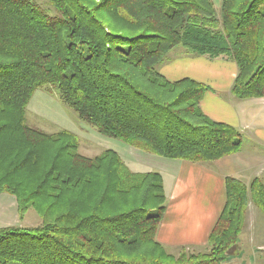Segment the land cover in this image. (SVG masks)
<instances>
[{
  "label": "trees",
  "instance_id": "obj_1",
  "mask_svg": "<svg viewBox=\"0 0 264 264\" xmlns=\"http://www.w3.org/2000/svg\"><path fill=\"white\" fill-rule=\"evenodd\" d=\"M0 0V194L38 226L0 227V264H225L264 183L225 178V201L203 251L175 255L155 238L166 210L162 175L132 173L114 150L88 158L66 129L26 123L48 86L103 135L169 159L209 163L235 153L240 132L200 108L208 86L157 68L177 47L237 65L231 92L264 96V0Z\"/></svg>",
  "mask_w": 264,
  "mask_h": 264
},
{
  "label": "crops",
  "instance_id": "obj_2",
  "mask_svg": "<svg viewBox=\"0 0 264 264\" xmlns=\"http://www.w3.org/2000/svg\"><path fill=\"white\" fill-rule=\"evenodd\" d=\"M157 68L168 80L188 77L207 85L200 102L203 113L212 120L232 125L242 137L237 152L209 163L134 150L139 157L142 155L141 159H133L134 164L144 161L142 158L151 160L156 166L152 170L162 175L166 210L155 233L157 241L172 253L182 249L203 251L225 201V178L233 177L247 185L259 178L264 183V96L239 99L231 92L237 65L227 56L195 55L179 46ZM248 130L244 141V132ZM1 198L11 210L13 198L5 194ZM245 219L247 228L241 233L240 242L247 252L240 250L237 264H264L258 261L264 253V216L251 199ZM8 222L0 227L19 225L16 212Z\"/></svg>",
  "mask_w": 264,
  "mask_h": 264
},
{
  "label": "rangeland",
  "instance_id": "obj_3",
  "mask_svg": "<svg viewBox=\"0 0 264 264\" xmlns=\"http://www.w3.org/2000/svg\"><path fill=\"white\" fill-rule=\"evenodd\" d=\"M32 1L36 2L46 13L50 15L56 14L55 10L47 4L46 0ZM212 1L218 11L220 7V0ZM25 118L27 125L48 134H54L62 129L71 131L77 140V152L85 157L93 158L109 149L117 152V154L121 157L122 165L127 171L132 173L151 171L153 169L152 167H156L153 161H146L145 158H142L144 161L134 164L133 159H141L142 157V155L139 157V154H136L134 150L140 149H137L118 138L103 135L86 121L79 119L77 114L69 106L61 102L57 90L52 87H41L33 93L26 107ZM248 134L249 130L244 132V141L247 140ZM1 194L9 196L11 199L13 198L11 210L8 209L10 206L4 205ZM1 194L0 224L10 223L8 221L10 220V217L15 215V212L19 223L18 226L31 228L38 226L41 223L39 215L32 207L26 210V212L22 215V218L19 217L15 197L8 193ZM245 225L246 219L244 218L243 227L238 236V241L230 247L225 264H237V257L242 248V251L247 252L245 249L246 247H241L245 246V244L240 242L241 233L246 231L247 228ZM247 225H249V222ZM179 252H181V250ZM179 252L171 253L177 255ZM261 255L262 256L258 257L259 263L264 261V253ZM229 260L230 263L228 262ZM231 260L233 262H231ZM245 261H247V259H245Z\"/></svg>",
  "mask_w": 264,
  "mask_h": 264
}]
</instances>
